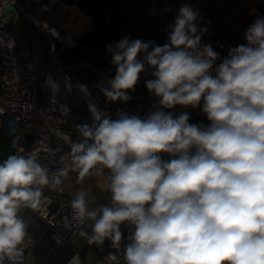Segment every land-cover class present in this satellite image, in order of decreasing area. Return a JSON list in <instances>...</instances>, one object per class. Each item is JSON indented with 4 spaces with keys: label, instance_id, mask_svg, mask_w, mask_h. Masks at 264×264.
<instances>
[{
    "label": "clouds",
    "instance_id": "obj_1",
    "mask_svg": "<svg viewBox=\"0 0 264 264\" xmlns=\"http://www.w3.org/2000/svg\"><path fill=\"white\" fill-rule=\"evenodd\" d=\"M199 19L183 4L163 45L123 37L106 46L115 75L97 89L128 102L150 74L145 86L157 103L144 118L113 117L89 101L93 123L76 125L80 138L69 140L71 161L58 175L32 153L0 164V264H25L20 213L41 207L43 186H59L70 170L82 181L98 166L109 173L110 205L91 207L80 190L71 208L78 224L92 222L82 233L89 244L116 250L106 264H264V16L218 64ZM46 84L55 98L59 84ZM177 107L201 109L210 123L191 124L188 112L172 113Z\"/></svg>",
    "mask_w": 264,
    "mask_h": 264
},
{
    "label": "built area",
    "instance_id": "obj_2",
    "mask_svg": "<svg viewBox=\"0 0 264 264\" xmlns=\"http://www.w3.org/2000/svg\"><path fill=\"white\" fill-rule=\"evenodd\" d=\"M52 7L51 0H0V120L8 118L12 122L14 131L10 133L16 155L35 154L50 178L70 164L69 140L80 138L76 125L93 123L89 101L113 117L121 110L141 118L157 103L145 86V80L152 78L150 74L141 75L135 90L129 92L128 102H109L96 85L114 77L111 56L83 43V39L68 43V29ZM18 19L36 30L29 42H19L10 29ZM49 78L59 84L55 98L46 84ZM80 84L88 87L91 96L80 92ZM171 111L174 115L188 112L191 124L210 123L201 109L177 107ZM28 135L34 136L31 143L26 141ZM77 174L70 170L68 175ZM73 199L56 189L43 188L41 207L30 210L51 228L56 245L74 248L79 257L87 239L82 233L91 234L92 222L78 224L73 219ZM54 203L56 210L51 209ZM92 247L101 252L96 264H106L109 252H115L105 250L104 244Z\"/></svg>",
    "mask_w": 264,
    "mask_h": 264
},
{
    "label": "rangeland",
    "instance_id": "obj_3",
    "mask_svg": "<svg viewBox=\"0 0 264 264\" xmlns=\"http://www.w3.org/2000/svg\"><path fill=\"white\" fill-rule=\"evenodd\" d=\"M60 2L66 4L62 0ZM81 2L80 15L90 21L91 27L90 31L79 39L106 54H108L106 46L123 37L155 40L163 45L158 39L167 37V25L174 23L178 9L183 4H189L200 13L198 20L200 27L207 29L202 42L210 43L220 54L217 64L228 56L229 48L246 44L243 39L244 32L257 18L264 16V0H81ZM71 7L74 9V6ZM52 10L56 13L55 7H52ZM67 20L65 19V22ZM65 22L62 20V26L67 29L68 25ZM10 29L21 43L29 42L30 36L36 31L21 19H18L15 25H11ZM10 134L3 118V121L0 120V164L15 154L12 146L14 140Z\"/></svg>",
    "mask_w": 264,
    "mask_h": 264
},
{
    "label": "crops",
    "instance_id": "obj_4",
    "mask_svg": "<svg viewBox=\"0 0 264 264\" xmlns=\"http://www.w3.org/2000/svg\"><path fill=\"white\" fill-rule=\"evenodd\" d=\"M161 155L163 159H170L167 154ZM108 175V170L99 166L97 169H93L90 175L84 177L82 181L78 179V174L68 175L61 178L62 183L59 186L55 188L43 186V188L48 190L50 188L56 189L64 192L67 196L71 195L72 198H75L78 191L85 190L89 193L90 199L94 200V203L90 205L91 207L110 205L111 193L108 188ZM20 215L27 225V235L21 246L22 250L25 248L29 249L26 264H67L72 259L73 264H96L97 257L101 253L99 250L91 246L86 259H82L80 255L76 257V250L74 248L55 244L51 228L30 209H23ZM124 231L126 237L128 230L125 229ZM86 242H88L87 239L84 241L81 249ZM104 249H111L107 241L104 243Z\"/></svg>",
    "mask_w": 264,
    "mask_h": 264
},
{
    "label": "bare ground",
    "instance_id": "obj_5",
    "mask_svg": "<svg viewBox=\"0 0 264 264\" xmlns=\"http://www.w3.org/2000/svg\"><path fill=\"white\" fill-rule=\"evenodd\" d=\"M51 3L64 22L65 19H68L65 22L68 25L67 32L69 34L66 37L68 43L74 44L77 38L86 35L90 31V21L78 14L71 6L61 3L60 0H51ZM13 134L15 135V132Z\"/></svg>",
    "mask_w": 264,
    "mask_h": 264
},
{
    "label": "water",
    "instance_id": "obj_6",
    "mask_svg": "<svg viewBox=\"0 0 264 264\" xmlns=\"http://www.w3.org/2000/svg\"><path fill=\"white\" fill-rule=\"evenodd\" d=\"M11 18V20H13V18L14 17H10ZM11 120L10 119H6V124H7V127H8V129L10 130V132L12 133L13 131H14V129H13V127L11 126ZM34 139V136H32V135H28L27 137H26V141H27V143H31V141ZM56 207H57V205L54 203V204H52V206H51V209L52 210H56ZM91 246H92V244H89V242H86L85 244H84V246H83V248L81 249V252H80V256H81V258L82 259H86L87 258V255H88V253H89V251H90V249H91ZM111 250L112 251H116L115 249H112L111 248ZM23 251V253H24V256H25V264H26V261H27V256H28V253H29V249L28 248H25V249H23L22 250Z\"/></svg>",
    "mask_w": 264,
    "mask_h": 264
},
{
    "label": "trees",
    "instance_id": "obj_7",
    "mask_svg": "<svg viewBox=\"0 0 264 264\" xmlns=\"http://www.w3.org/2000/svg\"><path fill=\"white\" fill-rule=\"evenodd\" d=\"M62 2L68 4V5H71V6H74L73 8L75 9V11L79 14L80 13V6H82V2L81 0H62ZM87 16V15H86ZM89 17V16H88ZM90 18V17H89ZM161 41L162 44H164L166 41H167V37H162L160 39H158ZM15 155V154H14Z\"/></svg>",
    "mask_w": 264,
    "mask_h": 264
}]
</instances>
